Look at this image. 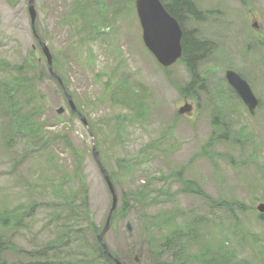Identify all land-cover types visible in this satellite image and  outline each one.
I'll use <instances>...</instances> for the list:
<instances>
[{
	"label": "rangeland",
	"instance_id": "rangeland-1",
	"mask_svg": "<svg viewBox=\"0 0 264 264\" xmlns=\"http://www.w3.org/2000/svg\"><path fill=\"white\" fill-rule=\"evenodd\" d=\"M134 1L110 0L113 8L121 11L103 24V34L98 37L82 34L83 25L77 19L66 20L70 0L34 2L35 26L60 70L63 87L87 121L86 127L48 74L45 57L32 34L28 0H0V81L14 73L11 67L25 62L28 70L23 69L24 78H33L38 95L35 103H25L22 125L27 130L19 135L5 130L0 111V215L18 206L33 207L27 224L16 233H3L2 240L24 251L55 241L56 203L60 199L53 187L65 184L68 190L74 173L80 176L81 189L88 198L90 225L96 227L97 234L103 229L111 196L93 157L94 141L102 164L114 178L118 196V210L103 237L113 254L128 264H152L147 239L161 238L171 226L176 228L177 238L186 224L198 221L196 241L184 243L187 252H193L190 264H204L197 256L216 250L221 242L234 250L236 258L232 256L241 264H264V222L257 218L256 210L264 203V66L260 78L255 75L262 66L259 61L264 62V43H260L264 38V0H188L194 10L196 4L198 10L210 13V19H204L209 23L198 25L200 31L194 19L186 18V28L194 29L197 37H216L221 45L228 34L225 31L221 40L223 26L231 17L241 15L253 38L246 54L240 51L239 40L223 42V46H213L215 64L206 59L200 67L199 60L194 66H198L197 76L203 77L219 76L232 66L243 72L260 97L255 116L224 115L217 117L216 123L208 109L216 106L222 112L228 102L223 97L213 102L211 94L200 92L198 85L193 86L197 110L178 114L186 102L193 104L195 96H187L182 88L190 82V73L180 63L162 68L146 49ZM255 22L259 28L253 33ZM222 47L236 59L231 62L220 56ZM89 51L92 57L87 61ZM250 53L255 56H248L244 63L243 57ZM119 83L126 88L121 95ZM108 92L117 94L119 105L105 99ZM130 94L136 98L125 101ZM141 103L144 111L139 109ZM60 107L64 112L58 114ZM118 115L124 117V124H114L113 117ZM220 126L227 137H219L216 129ZM219 201L237 205L230 212L224 206H213ZM121 208L124 210L118 212ZM162 220L170 224L152 227ZM233 226L240 235L233 232ZM90 235L91 229L84 245L95 248L99 244ZM79 244L77 240L50 249L46 261L89 263L94 252L78 255ZM26 255L11 250L2 259L5 264H26ZM157 261L169 264L166 257Z\"/></svg>",
	"mask_w": 264,
	"mask_h": 264
},
{
	"label": "trees",
	"instance_id": "trees-1",
	"mask_svg": "<svg viewBox=\"0 0 264 264\" xmlns=\"http://www.w3.org/2000/svg\"><path fill=\"white\" fill-rule=\"evenodd\" d=\"M70 6L68 8L67 18L66 20L77 19L80 25H83L81 28V33L85 34L87 37H98L103 34V24L109 23L111 15L115 16L118 12L121 11L120 7L114 9L112 6V2L110 0H70ZM165 2V0H162ZM169 3L166 6L168 12L173 15L178 21H182L189 12L195 14L196 16H200L199 13L195 12L191 2L187 0H168ZM53 10H57L55 7H51ZM107 29L112 30V26H108ZM34 31L36 37H34L35 43L39 46V42L46 44L45 40L42 38L40 33L38 32L35 22H34ZM33 34V32H32ZM75 45V42H73ZM183 58L188 63L190 67H194L196 62L201 59L206 51L207 45L205 42H200L196 39L193 32L184 33L183 40ZM40 47V46H39ZM49 49V47H48ZM50 51V49H49ZM51 53V52H50ZM52 55V54H51ZM92 57V51L88 52L87 61H89ZM53 61V56H52ZM6 68L10 66L5 64ZM13 72L8 78L0 81V111L2 113L5 130L8 132H12L15 136L21 134L22 130H27L22 125L23 122V114H25V110H27L25 103L33 104L37 101L38 95L35 92L34 85L32 84L33 78L26 79L24 78L25 74L23 69H27L25 62L20 65H16L11 67ZM194 69V68H193ZM52 70L56 74V76L61 80L62 84L64 82L63 77L60 75V70L58 67L55 68L54 63L52 62ZM193 71V70H192ZM195 71V70H194ZM49 74V73H48ZM195 77H197L196 73H193ZM51 78V77H50ZM54 82L58 84V82L51 78ZM195 85V82L190 84L189 88L191 89ZM58 88L60 89V94L63 99H65L64 91L62 87L58 84ZM65 86V85H64ZM118 93L125 92L126 88L119 83ZM65 90L68 92L67 87ZM200 92H203V88H201ZM105 96L106 100L112 102L115 105L118 104L117 94L115 92H108ZM103 94V95H106ZM187 96H195L194 94H187ZM136 98V94H130L125 101L132 100ZM194 98L197 99L195 96ZM130 102V101H129ZM129 102H127L129 104ZM131 106V104H129ZM123 107V106H122ZM125 108V107H123ZM77 111L80 113V109L76 106ZM36 110V107L33 108V111ZM81 114V113H80ZM21 115V116H20ZM78 116V115H77ZM128 118V117H127ZM124 117L122 115L114 116L113 122L115 125L124 124ZM126 128V127H125ZM220 137V136H219ZM222 137V136H221ZM111 181L114 183L112 175L109 173ZM73 178V180H72ZM70 186L69 189L66 190V185H56L60 187H53L54 194L58 196L60 199L56 206L59 208V213L55 216L57 218L55 231L57 232V238L55 241L51 243L45 244L42 248L36 249L34 251H28L20 249L21 254H28L29 259H33L35 257H42L45 259L43 263L41 262H30L28 264H67V262H58L52 263L46 261V255L48 256V251L50 249H56L60 247H64L66 245H71L75 243V241L79 240L80 244L78 246V255L82 253H86L87 250L90 252H94V256L91 258L89 263L85 264H114L107 255L103 252L100 245H97L95 248L86 247L84 245V241L86 236V232L91 229V238H96L97 229L96 227H92L90 224V214L89 211V202L86 197L85 189L82 190V185L80 184V176L73 174V177H69ZM189 187L196 188L191 183H187ZM67 191V192H66ZM237 205L234 202H215L214 207L224 206L230 212L233 211L234 206ZM32 208H23L16 207L14 210H5L0 217V228L4 233H16L18 232L22 226L26 225V219L29 218L30 213L32 212ZM244 209V208H241ZM234 214H232L233 216ZM257 218L264 222V215L257 214ZM30 219V218H29ZM89 222V223H87ZM163 223L170 224L167 220H162L160 222L154 223L152 227L159 228V226ZM200 222L195 221L192 224H186V230L179 231L178 236L176 238V228L171 226L167 234L161 236L159 239L151 238L147 239L148 245L151 244L150 248L148 247V251L150 254V259L152 260V264H162L157 261L161 257H166L169 264H190L194 257L191 255L193 252H187L184 243L195 242L197 239V234L195 233V226L199 225ZM214 224L215 221H214ZM32 225H29L31 227ZM75 227V229H73ZM147 227V226H146ZM233 232H237L240 235V231L232 227ZM221 231V230H220ZM78 235V236H77ZM192 236V237H189ZM197 236V237H196ZM3 239V234L0 233V264H5L2 259V255L4 252L8 250V248H13L14 245L11 244L7 240L6 242ZM178 240V241H176ZM96 243V240H95ZM219 246L216 250H207L206 252L199 254L197 257L199 258V262L204 264H241L240 260H235L233 256H235V252L233 249L227 247V243L221 242L218 244ZM68 247V246H67ZM142 254V251H141ZM146 254L144 250L143 255ZM233 255V256H232ZM206 256V258H204ZM123 264H128L126 260L122 259L120 256H117Z\"/></svg>",
	"mask_w": 264,
	"mask_h": 264
},
{
	"label": "water",
	"instance_id": "water-1",
	"mask_svg": "<svg viewBox=\"0 0 264 264\" xmlns=\"http://www.w3.org/2000/svg\"><path fill=\"white\" fill-rule=\"evenodd\" d=\"M135 7L142 28L143 41L146 47L154 54L155 57H157L159 62L163 65L168 66L172 64L180 55L179 40L181 38V32L176 22L171 18H168V14L165 12L159 0H136ZM28 11L30 21L33 25L36 17V13L34 10V0L29 1ZM42 52L50 68L52 62L51 55L46 46L44 45H42ZM228 75L230 83L238 90L240 96L247 104L249 109L251 111L254 110L257 105V101L252 96L246 83L241 80L239 76L232 72L228 73ZM68 100L69 105L74 110L71 100L69 98ZM190 110L191 106L186 104L180 109L179 114H186ZM57 112L58 114H61L63 112V109H59ZM93 156L95 158L97 166L100 169L103 179L106 182V185L113 197V203L111 208L112 212L116 206V197L113 192L114 190L112 188L108 175L99 160L98 153L95 150H93ZM256 210L260 214H264V203L258 204L256 206ZM110 215L105 225V228L98 236V240L100 242L102 236L108 228ZM103 247L105 248V245H103ZM114 260L116 264H121L117 259Z\"/></svg>",
	"mask_w": 264,
	"mask_h": 264
},
{
	"label": "flooded vegetation",
	"instance_id": "flooded-vegetation-1",
	"mask_svg": "<svg viewBox=\"0 0 264 264\" xmlns=\"http://www.w3.org/2000/svg\"><path fill=\"white\" fill-rule=\"evenodd\" d=\"M205 18L210 19V13H206V16L204 18L199 19V23H203V24L209 23V20L208 21L204 20ZM252 27L254 29L252 28L251 31L254 33V32H256V29L259 28V24L257 22H255L252 25ZM225 31L228 32V34L225 36V39L223 40L224 43H226L228 41L230 42V41H238L239 40L241 42V50L240 51H243L245 54L248 53L253 38L247 32L246 24L242 21L241 15L236 17V18L231 17V21L227 22L223 26V34L221 36V40H222V37L224 36ZM245 34L247 35V37ZM199 41L206 43L207 51H209L210 53H213V46L214 45L223 46V42L221 45H218L216 43V37L215 38L214 37L204 38V39H200ZM260 43H264L263 40ZM219 53H220V56L224 57L227 60H231V62L236 59V56L229 54L230 51L228 53V51L225 49V47H222V49L219 51ZM237 54H239V53H237ZM250 55L255 56V53H250L249 55L244 56L243 57L244 63H245L247 57ZM211 57L213 58L214 54L211 55ZM262 65H264V62H262ZM262 67L263 66H259L255 70V75L257 78H260ZM228 71H232L235 74H237L238 76H240L243 80H245L247 82V84L251 88L254 96L258 100V107L256 108V111L253 114V115H255V113H257L260 110V105H261L260 97L254 91L249 79L243 74V72L232 67V66H229L226 69H224L223 72L221 73V75H219V76L213 75V76L203 78L210 84L209 93L211 94V97L213 98L212 99L213 102L218 97H221V98L223 97V99L228 102L224 111L220 112V110H218V108L215 106V107H210L208 109V113L213 115V116H217V115H221V114H224V115H242V114L249 112L246 105L240 99V96H239L238 92L236 91V89L229 83V81L226 77V73ZM200 83H202V82H200ZM226 83H227V85H226ZM196 106H197V102L194 103V107H193L192 112L197 110ZM249 114H251V113L249 112Z\"/></svg>",
	"mask_w": 264,
	"mask_h": 264
}]
</instances>
